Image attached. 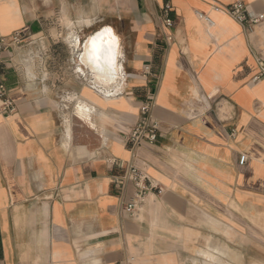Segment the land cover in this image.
Listing matches in <instances>:
<instances>
[{"label":"crops","instance_id":"obj_1","mask_svg":"<svg viewBox=\"0 0 264 264\" xmlns=\"http://www.w3.org/2000/svg\"><path fill=\"white\" fill-rule=\"evenodd\" d=\"M235 1L0 0V38L27 36L1 55L0 264H264V20L215 8ZM144 104L158 140L132 150ZM129 161L163 189L134 214Z\"/></svg>","mask_w":264,"mask_h":264},{"label":"built area","instance_id":"obj_2","mask_svg":"<svg viewBox=\"0 0 264 264\" xmlns=\"http://www.w3.org/2000/svg\"><path fill=\"white\" fill-rule=\"evenodd\" d=\"M216 9L224 10L231 14L237 21L244 24L246 27H251L259 24L264 20V14L251 15L248 5L242 0H236L228 5H216ZM171 6L166 4L164 7V21L168 26L174 25V19L170 17ZM200 18L208 25L214 23L213 19L206 14H199ZM25 31H19L13 35L12 40H7L5 37L0 38V114L11 115L17 110L15 101L11 98L10 89L7 83L6 66L2 59V52L11 48L15 44L19 45L24 42ZM260 73L255 77L256 80L264 76V58L259 60ZM141 118L135 122L132 128L124 135V140L132 149H138L144 145H153L157 142L159 136V122L153 117L151 104H144L141 109ZM235 130L232 131V134ZM247 156L241 157V162L245 163ZM123 165V162H121ZM114 181L126 189L129 184L133 187V197L127 203L126 209L134 214L139 207L145 202L148 194L153 190H157L159 194L163 189L153 184L145 169L138 167L133 161L126 162L125 171L123 174L114 178Z\"/></svg>","mask_w":264,"mask_h":264},{"label":"bare ground","instance_id":"obj_3","mask_svg":"<svg viewBox=\"0 0 264 264\" xmlns=\"http://www.w3.org/2000/svg\"><path fill=\"white\" fill-rule=\"evenodd\" d=\"M106 30H108L109 31V29H106ZM108 31H102L101 33H99V34H97V35H95L93 38H97V44H98V48H100V46H102L103 48H102V51H101V55L99 54V56H101L102 58H107V56L110 54V53H112V52H115V46L114 45H112V44H100V40H101V38L102 37H104L105 36V34H107L108 33ZM93 40V39H92ZM90 46H88L87 47V49H86V52H87V55H92V54H95V55H98L97 54V50H94L93 49V47H92V41L90 42V44H89ZM103 62V61H102ZM104 63V65H100V66H98V65H95V64H91V66H92V69L94 70V71H96V70H98L99 72H103L104 74L103 75H101L100 73H96L97 74V78L98 79H102V78H104V79H106V81L107 80H113V79H115V77L113 76L114 74H113V71H110L109 70V68H107V65H105V63H107L108 64V66H109V61H105V62H103ZM108 82V81H107Z\"/></svg>","mask_w":264,"mask_h":264},{"label":"snow or ice","instance_id":"obj_4","mask_svg":"<svg viewBox=\"0 0 264 264\" xmlns=\"http://www.w3.org/2000/svg\"><path fill=\"white\" fill-rule=\"evenodd\" d=\"M105 31H108V30H105ZM92 47L94 50H98L97 38H93Z\"/></svg>","mask_w":264,"mask_h":264},{"label":"rangeland","instance_id":"obj_5","mask_svg":"<svg viewBox=\"0 0 264 264\" xmlns=\"http://www.w3.org/2000/svg\"><path fill=\"white\" fill-rule=\"evenodd\" d=\"M25 39H26V37H25ZM23 43H25V41Z\"/></svg>","mask_w":264,"mask_h":264}]
</instances>
